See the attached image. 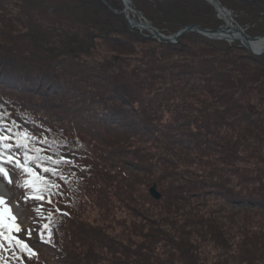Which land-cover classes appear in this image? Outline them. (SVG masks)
Listing matches in <instances>:
<instances>
[{
    "label": "trees",
    "instance_id": "trees-1",
    "mask_svg": "<svg viewBox=\"0 0 264 264\" xmlns=\"http://www.w3.org/2000/svg\"><path fill=\"white\" fill-rule=\"evenodd\" d=\"M217 1L248 37L264 35V0ZM131 7L165 37L224 25L208 0ZM123 9L0 0V132L56 140L41 154L75 165L60 167L67 183L43 174L60 186L52 204L26 202L19 170L0 178L33 229L37 255L23 264H264V55L196 32L159 41ZM49 212L52 238L40 240Z\"/></svg>",
    "mask_w": 264,
    "mask_h": 264
},
{
    "label": "snow or ice",
    "instance_id": "snow-or-ice-1",
    "mask_svg": "<svg viewBox=\"0 0 264 264\" xmlns=\"http://www.w3.org/2000/svg\"><path fill=\"white\" fill-rule=\"evenodd\" d=\"M58 143L56 140H52L50 143L46 138L38 139L27 129L13 131L12 128H7L4 132H0V178L12 183L9 166L12 170H19L24 179L18 186L25 190L26 202L43 201L45 199L44 193H47L49 197L47 203L52 204L51 196L60 194L58 191L60 186L43 174L48 173L51 176L59 177L60 180L67 183L66 177L61 174L60 167L62 165H75L72 159L60 154L55 149L54 155H42L43 150L37 147V144H46L51 147ZM13 147L21 150V152L19 154L13 152ZM34 211L40 215V209H34ZM55 211L58 213L59 209ZM62 215H67V213H62ZM41 218L47 222L42 224L37 235L40 240L50 241L55 216L49 212L46 217L42 216ZM32 232L33 229L31 228L25 232L12 207L0 195V250L10 251L12 257L20 260L23 264V256L31 259L37 255L28 243L31 240ZM5 244H7V249ZM17 251L20 255L16 254ZM0 259L3 258L0 257Z\"/></svg>",
    "mask_w": 264,
    "mask_h": 264
},
{
    "label": "water",
    "instance_id": "water-1",
    "mask_svg": "<svg viewBox=\"0 0 264 264\" xmlns=\"http://www.w3.org/2000/svg\"><path fill=\"white\" fill-rule=\"evenodd\" d=\"M121 1H122V4L124 5V9H123L122 13H123L125 19L127 20L129 26L133 29L143 30L144 28H142V27H139L136 25L132 26L131 22L129 21L127 10L129 9L128 5L130 6V4H131L130 1H126V0H121ZM208 2L216 8L218 15L220 14L221 11H223V12L226 11L227 14L229 15V12L224 7H222L221 4L217 0H208ZM228 18H229L228 21L230 22L229 27L226 25V23H224V25L222 27H219L216 30H207V29H201L195 25H191V26H187V27L181 29L174 37H165V36L161 35L150 24L148 25V28L150 29L149 33L152 34V36L154 38L158 39L159 41H164L166 43H171V42L175 43L177 41V39L179 37H181L183 34H185L187 32H196L198 34H201L205 38H208L211 40H223V41H226L229 43L237 41L241 44L242 47L247 49L252 55L263 56L264 50L256 53L249 48V44L254 42L255 40L263 39L264 35H261L259 37H255V38L248 37L244 33V31L240 28V26L236 22H234V20L231 17H228ZM231 30L235 31V33L238 34L240 39L236 38L234 36V34L231 33ZM149 194H150L151 198L154 199L155 201H158L161 198V195L158 193V191L156 189L155 183H152L151 187L149 188Z\"/></svg>",
    "mask_w": 264,
    "mask_h": 264
},
{
    "label": "bare ground",
    "instance_id": "bare-ground-1",
    "mask_svg": "<svg viewBox=\"0 0 264 264\" xmlns=\"http://www.w3.org/2000/svg\"><path fill=\"white\" fill-rule=\"evenodd\" d=\"M121 1V0H120ZM126 1H130L131 3V0H126ZM122 2V1H121ZM129 9L127 10V13H128V17H129V21L131 22V25L132 26H139V27H142L144 28L142 31H147V32H150V29L148 28V25L149 23L145 22L144 20H142L138 14L133 10L131 9V4L130 6L128 5ZM228 11V10H227ZM229 12V11H228ZM221 20L226 23V25L229 27L230 26V22L228 21V17H231V13L229 12V15L227 14V12H223L221 11L220 14L218 15ZM233 19V18H232ZM231 33L234 34V36L238 39H240V37L238 36V34L235 33V31L231 30ZM219 41H223V40H219ZM249 48L258 53L262 50H264V38L263 39H258V40H255L254 42L250 43L249 44ZM0 195H2L4 197V199L7 201V196H9V191L7 190H4L1 185H0ZM14 214L16 215V210H13Z\"/></svg>",
    "mask_w": 264,
    "mask_h": 264
},
{
    "label": "rangeland",
    "instance_id": "rangeland-1",
    "mask_svg": "<svg viewBox=\"0 0 264 264\" xmlns=\"http://www.w3.org/2000/svg\"><path fill=\"white\" fill-rule=\"evenodd\" d=\"M0 185L4 190L9 191V196H7V202L12 207L13 210H16L17 220H18V222L21 223L22 228L25 229L30 223V218L26 216L24 209L18 203L17 192L14 190L13 187L10 188L7 185L5 186L2 183H0Z\"/></svg>",
    "mask_w": 264,
    "mask_h": 264
}]
</instances>
